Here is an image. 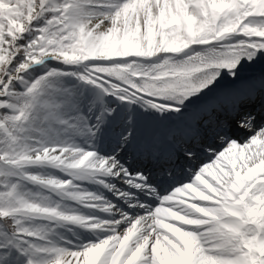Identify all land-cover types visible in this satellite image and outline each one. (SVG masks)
I'll list each match as a JSON object with an SVG mask.
<instances>
[{"label":"snow or ice","instance_id":"snow-or-ice-1","mask_svg":"<svg viewBox=\"0 0 264 264\" xmlns=\"http://www.w3.org/2000/svg\"><path fill=\"white\" fill-rule=\"evenodd\" d=\"M0 264H264V0H0Z\"/></svg>","mask_w":264,"mask_h":264}]
</instances>
